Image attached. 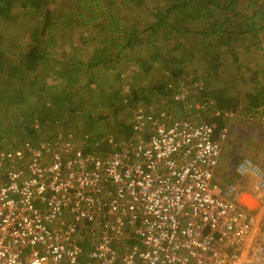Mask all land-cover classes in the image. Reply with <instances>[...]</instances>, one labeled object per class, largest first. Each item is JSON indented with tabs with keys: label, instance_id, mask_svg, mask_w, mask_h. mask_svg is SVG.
Listing matches in <instances>:
<instances>
[{
	"label": "trees",
	"instance_id": "trees-1",
	"mask_svg": "<svg viewBox=\"0 0 264 264\" xmlns=\"http://www.w3.org/2000/svg\"><path fill=\"white\" fill-rule=\"evenodd\" d=\"M7 29L23 45L0 44V149L77 122L83 154L111 152L141 138L134 110L182 107L185 90L215 135L264 107V0H0Z\"/></svg>",
	"mask_w": 264,
	"mask_h": 264
},
{
	"label": "built area",
	"instance_id": "built-area-1",
	"mask_svg": "<svg viewBox=\"0 0 264 264\" xmlns=\"http://www.w3.org/2000/svg\"><path fill=\"white\" fill-rule=\"evenodd\" d=\"M131 122L141 138L111 152L24 143L31 161L0 174V264H264V198L244 209L250 191L213 180L228 128L165 110ZM236 172L260 197L264 169L245 156Z\"/></svg>",
	"mask_w": 264,
	"mask_h": 264
},
{
	"label": "rangeland",
	"instance_id": "rangeland-1",
	"mask_svg": "<svg viewBox=\"0 0 264 264\" xmlns=\"http://www.w3.org/2000/svg\"><path fill=\"white\" fill-rule=\"evenodd\" d=\"M8 32L9 29H7V31L4 33L0 32V44L2 46L14 49L17 48L18 45H23V40L21 39L22 35L14 36L15 39L11 42L5 36L6 34H8ZM262 47H264V39ZM262 54H264V52L261 53V55ZM259 59H257V61H259ZM250 87L251 86L248 84V82H246L245 84H241L240 86H238L237 84L235 86V89L238 91H246ZM182 96H186V98H184V104L181 105L182 107H179L176 103L172 107H168L167 105H165V102L160 99L156 102V104H159V106H163L155 111L165 110L166 112L168 111V114L171 117H186L192 121L204 120V118H201V116H197L198 112L190 113V110L198 107V109H203L204 112H207L206 103L202 104L200 102H197L195 99H187L188 93L186 90L183 91ZM260 109L261 111L255 114L247 113L246 115H244V113H242L240 109H238L239 111H229V113H227L228 117H226L225 123H227L226 127L228 128V134L226 140L223 142L222 145L223 148L221 149V156L219 159L218 166L216 167L218 168V170L216 169V175L214 174L215 182L218 185L229 184L225 183L229 179L230 182H235L243 186L245 190L250 191L251 194L252 189L250 187V175L245 174L241 178L240 175L234 170L236 168L237 163L241 160L242 157L245 156L251 158L252 161L258 163L260 167L264 169V124H260L256 120L259 115L264 112V107H260ZM177 113L180 114L177 115ZM203 113L201 114L202 117L205 115V113ZM74 123H69L67 127L61 128L51 139H41L40 142H50L49 144H52L54 142L53 139L59 138L57 141L69 140L72 141L74 144L76 143L80 145L81 141L83 140L81 137L82 132H80L81 128L76 127V130L74 129V125L80 126V124H77V122ZM11 140H13L14 142L17 140V138H12ZM26 141L30 146H38V142L36 141L30 139ZM124 143L125 142H119L118 144L122 145ZM22 149H24V142H18L15 144L14 147L9 142L3 145L2 149H0V174L4 171L5 167L10 165V163L27 164L31 161V157L29 155H25V152L22 151ZM18 156L19 159L15 161V158L17 159ZM234 176L239 179L237 181H231ZM240 178L242 182L240 181ZM262 196H264V193L261 194V198L259 197L260 202L263 199Z\"/></svg>",
	"mask_w": 264,
	"mask_h": 264
},
{
	"label": "crops",
	"instance_id": "crops-1",
	"mask_svg": "<svg viewBox=\"0 0 264 264\" xmlns=\"http://www.w3.org/2000/svg\"><path fill=\"white\" fill-rule=\"evenodd\" d=\"M258 123H260L259 121H258ZM260 124H262V123H260ZM217 170H218V168H216ZM217 170H216V172H217ZM235 172H236V168H235V170H234ZM216 175V174H215ZM241 177V176H240ZM243 177V176H242ZM241 177V178H242ZM241 178H240V181L242 182V180H241ZM239 178H236V176H234V178L233 179H231V181L232 180H238ZM213 180H215V179H213ZM253 179L251 178V189H253V181H252ZM225 183H231L230 182V180L228 179ZM232 183H235V182H232ZM238 184V183H237ZM227 184H225V185H221L220 184V186H221V188H224L225 186H226ZM247 189V188H246ZM262 193H264V191H262ZM262 193H260V198H261V194ZM262 198H264V196H262ZM238 201V206H240V207H242V208H244V209H256L257 208V206L259 205V203H260V199H259V197H257V196H254L253 194H250V193H248V192H243L242 194H240V197H239V199L237 200Z\"/></svg>",
	"mask_w": 264,
	"mask_h": 264
}]
</instances>
